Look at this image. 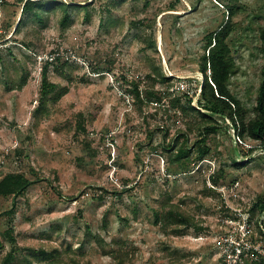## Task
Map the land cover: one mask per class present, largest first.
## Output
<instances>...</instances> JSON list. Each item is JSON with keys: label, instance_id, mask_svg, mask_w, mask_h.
I'll use <instances>...</instances> for the list:
<instances>
[{"label": "rangeland", "instance_id": "1", "mask_svg": "<svg viewBox=\"0 0 264 264\" xmlns=\"http://www.w3.org/2000/svg\"><path fill=\"white\" fill-rule=\"evenodd\" d=\"M59 1L87 5L22 12L18 0H0V180L10 173L32 180L22 196L0 195V264L9 238L17 249L11 264H119L114 242L132 246L125 264H229V222L239 226L250 206L254 219V204L264 201V153L249 151L258 142L219 119L201 155L196 113L139 107L131 90L135 81L154 82L157 96L173 93L159 106L184 92L197 105L206 36L229 18L236 62L229 87L252 113L264 0ZM47 60L64 94L41 104ZM166 130V144L192 151L186 167L169 162ZM166 203L190 223L155 224L154 210L163 213Z\"/></svg>", "mask_w": 264, "mask_h": 264}, {"label": "trees", "instance_id": "2", "mask_svg": "<svg viewBox=\"0 0 264 264\" xmlns=\"http://www.w3.org/2000/svg\"><path fill=\"white\" fill-rule=\"evenodd\" d=\"M19 3L23 4L22 12L33 10L35 4L39 5V9L43 10H51L56 8H62L66 12V7L71 5L73 6H83L87 4H66L65 2L59 0H50L49 2H40L41 0H18ZM38 2V3H36ZM234 5L229 4L228 12L232 15L234 13ZM40 13H37L35 16L40 17L42 20ZM65 19H68V15L66 14V18L62 20L65 23ZM23 19L21 18L18 21V26L22 24ZM233 31L232 20L228 18V20L224 21L221 26L212 32H210L206 36V45L205 52L200 58V72L204 76V80L201 86L200 95L197 101V105L193 103V98L190 95V92H184L182 95L173 96L170 98V103L168 107H161L159 103L162 101L163 97L172 96V92H165V95L157 96L154 93L155 84L154 82L151 85H147L145 88H141L140 82H133L132 93L134 95L135 101L139 107L143 105H150L156 103L157 110L156 112H162L169 115L172 110H180V112L185 116L189 117L191 113H196L199 117L200 123L198 125L201 134L203 136L201 142L205 143L206 137L212 133L217 132L222 125L220 124V120H228L229 124L233 127V129L237 132L238 138H250L258 144L251 146L249 151L253 152L255 149H261L264 153V63L261 66L260 74H261V82L259 85L256 102L253 105V112L250 113L249 108L242 102V100L234 94L229 84L236 72V62L233 56L232 48L228 44V38L230 37ZM261 46L260 53L264 55V25L260 28L259 32ZM1 57V56H0ZM51 61L58 60L59 56H54L51 54ZM2 59V58H0ZM49 60L42 67V83H41V94H40V102L41 104L47 101H58L64 94V90L59 87V84L53 83L50 81L48 77V69H49ZM158 73V71H157ZM159 74V73H158ZM150 77L151 74H149ZM157 79L166 81L170 78H166L162 76L154 75ZM153 78V77H152ZM151 78V79H152ZM156 79V78H155ZM154 80V78L152 79ZM156 81V80H154ZM39 113V108H36L34 114L37 116ZM157 113L151 114V117H155ZM183 134V133H182ZM180 134V135H182ZM168 132L164 134V144L163 148L165 151H168V159L169 162L173 164H178L179 166L186 167L187 163L190 160L192 151L190 149H177V143H168L166 144ZM209 147L205 143L204 146L199 148V154L203 155L207 153ZM238 163V162H236ZM239 165V164H237ZM223 169H218L210 174V179L214 181V183H218L219 175ZM32 184V180L28 179L24 174L18 173H10L6 175L4 178L0 180V195L10 196L14 195V197L22 196L28 189V187ZM167 204V205H166ZM163 209V213L159 212V209L154 210V223L159 225L161 224V228L166 230V227L171 224H189L190 217L182 213L177 206L173 204L166 203ZM259 208L262 212L264 211V201H257L254 204V209ZM121 220H124L122 216H120ZM127 219V218H125ZM12 231V230H11ZM6 235V234H5ZM9 238V236H7ZM7 239V238H6ZM9 242L12 245V249L5 256L4 262L6 264H11L13 261L17 259V249L14 246L16 241L14 238H9ZM112 256L118 261L119 264H125V262L129 259V253L132 249V246H127L125 242L120 244L119 247L116 242L112 243ZM41 254L44 256L47 254L42 251ZM264 264V260H252L250 264Z\"/></svg>", "mask_w": 264, "mask_h": 264}, {"label": "built area", "instance_id": "3", "mask_svg": "<svg viewBox=\"0 0 264 264\" xmlns=\"http://www.w3.org/2000/svg\"><path fill=\"white\" fill-rule=\"evenodd\" d=\"M51 60V57L49 58ZM251 211V206L249 207ZM257 209L256 217L253 219L249 210L245 214L244 220L230 230L225 240L231 242L229 251L226 252L229 264H240L247 259L264 260V211ZM252 228V229H251Z\"/></svg>", "mask_w": 264, "mask_h": 264}]
</instances>
